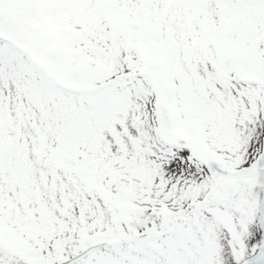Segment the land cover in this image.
<instances>
[{
    "label": "snow or ice",
    "instance_id": "obj_1",
    "mask_svg": "<svg viewBox=\"0 0 264 264\" xmlns=\"http://www.w3.org/2000/svg\"><path fill=\"white\" fill-rule=\"evenodd\" d=\"M0 264H264V0H0Z\"/></svg>",
    "mask_w": 264,
    "mask_h": 264
}]
</instances>
